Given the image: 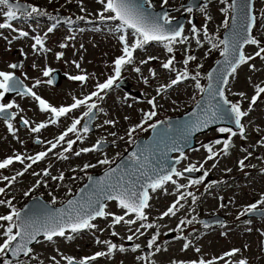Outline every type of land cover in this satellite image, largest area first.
<instances>
[{"label":"rangeland","instance_id":"obj_1","mask_svg":"<svg viewBox=\"0 0 264 264\" xmlns=\"http://www.w3.org/2000/svg\"><path fill=\"white\" fill-rule=\"evenodd\" d=\"M62 1L64 0L59 2H55L54 0H29L30 3L44 8L47 13H52L54 10L60 9L63 12L61 14L65 18H67L68 15L71 16V14L74 16L82 14L96 19L100 17L99 14L103 12V5L99 3L98 0H73L77 1V4H72L73 6L69 7L62 5ZM186 1L187 0H169L168 4L163 6L177 9V16L185 15V18L189 21L188 23L186 22L187 20L185 21V27H187L185 36L188 37V41L185 44L177 43L173 45L172 56L175 58L174 65L180 66V63L183 62L182 60L187 55H194L196 57V62L202 63L203 68H206L212 61L215 60L214 58L217 57L218 53L215 51L208 53L211 46H208L207 44L202 43L201 45H197L196 40L199 39L202 41L203 36L201 33L199 36H196L192 33L191 29L195 26L197 29L202 30L204 26L207 25L208 32L210 33L211 31V35L213 34L215 39L219 40V35L225 29L223 26L225 16L223 9L227 7L229 4L228 1L231 0H227V3L224 4H222L220 0H203L206 2V5H202L201 7L206 6V13L211 16V20H206L205 13L200 10L191 12L187 16L185 14L186 9L182 7ZM161 2L162 0H151L152 5L156 8L160 6ZM81 6L84 8V11H81ZM229 12L230 10L228 11V14ZM255 14L257 15V27L254 31V36L264 42V0L255 1ZM104 15L107 16L108 14L104 13ZM191 19L194 20L193 24L190 23ZM100 21L103 22L102 20ZM1 22H5L4 16H2ZM99 25L102 27L99 32L93 29V33H83L74 36V38L69 42L67 50H63L59 46V43L61 44L64 42V36L57 35L56 33L58 31H55V34L52 37L53 40H55V45H53L54 48H52L50 52L47 51L49 53H35L30 48L29 41L22 42L21 44L16 43L13 45H7L8 42L3 40V36L1 34L0 69H2V71H11L9 65L12 63H19V65L22 66L17 69V74H19L21 79H23L26 86L32 87L36 80L42 81L38 87L33 89L37 95L44 100H47V102L52 106L59 107L63 104L69 103L73 100V97L80 98L91 90L96 91V84L103 83L106 76L110 74L112 59L119 55V51L121 52L120 45H117L116 43L117 37L104 31L105 28L111 27V24L105 22ZM17 27V25L13 24V28L18 30ZM18 31H12L11 36L18 34ZM128 40L129 43H131L132 38L129 37ZM17 48L20 50L22 49V57L19 56V50ZM255 50V46L250 48L247 47L245 49V53L246 55H250L254 53ZM58 53H63L62 58L59 60L57 59ZM167 55L169 56V54ZM167 55L164 48L161 46L148 47L143 51L134 53L135 62H133L128 69L122 70L121 75L126 77V81L130 83L131 89L141 91L143 93L144 102L141 104H135L132 99L124 97L120 89H113L110 91L107 97L104 96V99L101 100L100 108L103 111L99 114L100 118L98 121L99 127L97 133H94L93 137H86V139H83L82 141L77 140V135L72 136V134L69 133V135L65 138V141L61 142V145H64L70 139L76 140L77 144L75 145L72 153L68 156L70 159L69 161H64L63 159H61L62 161H59L57 158V155L60 153L59 149H61L58 148L59 144L57 146L58 149L56 148L52 151L57 152V154L53 153L49 156L47 161L51 163L54 160H57L58 163L56 167L51 166V169L48 170L51 176H59L61 173L65 176L69 174V169H73V167H76L83 162H94L96 159L101 157L94 152L93 156H90L89 154H83L81 156L74 155L76 151L88 148L89 144L96 140L97 137L113 142V150L107 151L108 154L105 156L107 158L111 156L112 158H115L113 157L115 155L114 149L121 150L124 147L130 146L132 141L127 142L129 139L127 130L132 126L137 125V122L142 119L143 112L150 109V106L145 102L149 97H155L156 105L159 108L156 111L160 110L161 115L171 116L181 114L189 109L194 101V98L199 96L198 94L194 95L193 92L195 90V86L192 83L188 82L178 84L171 88H167L162 96H156L155 87L160 86L161 88L162 85H168L173 79L172 74L164 72L161 68L162 62L168 57ZM149 56L158 57L159 59L152 60L146 64L140 63ZM74 62L80 64L79 69L74 66ZM250 64L255 65V70H251L249 64L242 66L234 76L232 86L230 88L231 90L234 87V98H238V101L241 105H243L242 110L244 111H247L249 108L250 98L255 94V86L264 83V63L262 61H259V63L252 61ZM42 67H48L52 70H60L62 73L67 74V78L72 75L84 73L89 78L88 81L84 82V87H78L70 79H66L57 88H53L49 83H47V77H42ZM135 67H140L141 73L138 74L133 71ZM150 69L156 73L155 77L152 76L149 71ZM141 77L147 78L148 83L145 84ZM161 90L163 91V89ZM239 92H244L246 97L241 99L236 95V93ZM94 99L96 98L94 97L93 100ZM2 102L5 103V100ZM6 102H14L19 106V108H13V112L15 111L17 115V119L14 122L15 135H13L12 132L7 131V129H5L0 122V162L6 158L15 157L16 155L23 156L22 153H25V155L32 154V156H35L38 154L36 151H39L40 149H42L40 152L46 151L48 149V142L50 140L55 142L56 138L66 131L68 121L76 115V113L71 114L72 116H69V119L60 118L59 124H51L50 127V114L47 113L44 115L43 113H40L39 107L36 102H34L33 98H28L26 96H11L7 98ZM20 119L29 120L30 125L25 127V129H19L16 123ZM106 120L114 121V126L111 124H105L104 121ZM41 122L47 124L49 123V126L47 127L48 130H43L40 134L30 131V127H34V125ZM243 124L246 126V139L244 146H241L239 139L235 138V144L229 148L228 154L225 155L221 152L215 160H208V162H206L207 164L205 168L211 169L212 177L211 179L206 180V186L203 188L204 191L195 190L197 195L195 204L198 206L200 203H203L200 205L201 208H195L193 211L186 208L176 213L175 216L160 220L159 224L162 227V235L168 231L176 229L179 225V221H186L195 216L196 221L192 224H184L180 226L181 232L189 233V236L194 238L198 232L203 231L200 225V219L205 215L215 213L217 208H223L226 214L234 215L237 210L244 209L255 200L264 197V149L257 147L258 144L262 143L264 140V96L257 101L256 105L252 106V110L249 112V116ZM112 133H115V135H112ZM213 136V133L209 135L206 134L204 136L201 135L197 138V140L198 142L204 143L207 142V139L213 138ZM121 137H123V139H121ZM35 140H42V143H40V145H36L34 143ZM30 143L31 145H29ZM254 147L255 150L252 151L251 149ZM238 148H241V151H239ZM213 151L219 153L221 151V147L217 145L214 147ZM188 153L189 154L186 157V159L188 158V161L185 160V163L181 166L185 167L191 162L198 166L200 162L203 164L208 156L207 154V156L203 158L202 153L199 155L197 151ZM249 153H251V155H249ZM245 157H247V159H245ZM240 160H245V167H240ZM14 162H16V165L14 164L10 167L9 172L6 174H4V172L0 173V181L3 180V177L5 176L9 177L7 174L13 175L16 174L18 170H23V165L21 166L22 169H19V161L14 160ZM43 162L45 163L40 165L39 170L45 166L46 161L44 160ZM214 163L216 166L212 167ZM36 167L38 166L30 168V170L36 171ZM96 169L97 168H94V170ZM51 176L45 177L43 183L51 182ZM228 176H234L239 179L237 181H231L229 179V182H233L229 184L220 180V178L226 179ZM31 177L35 178L31 174L25 176V179L24 177H21L19 179L22 180V183H15L7 189L8 193L17 199L14 203L12 202V206L15 205L17 208H20L19 203L22 198H32L36 195H42L45 198L46 196L48 198H53L51 195H47L43 192L42 185L34 193L25 197L24 192L28 191L27 186L33 182ZM57 181L60 182L59 180ZM212 182L215 183L213 186H211ZM220 182H222L223 185H220ZM72 183V179H67L65 184L68 185L62 186L61 190L56 192L57 197H61L67 193V191L71 188L68 186ZM0 187L3 188L4 186L0 185ZM52 187H55V185H52ZM211 187H214L215 190L218 188V193L207 192V190ZM220 187L222 188L221 192ZM173 197L174 195L172 197L162 196L159 198L158 194L155 195L151 206V217L153 220L158 219L159 213L164 210L165 206L171 201V199H173ZM7 198L8 195L5 196L6 200ZM222 198H224V200H222ZM160 201L163 203L162 205H160ZM224 202H226L225 206L221 207V204L224 205ZM6 210L7 209L0 206V215H5ZM109 210H118L116 211L117 213L122 211L118 205L115 208L109 207ZM109 220L110 219L104 223H98L97 225H106ZM4 224L6 225V223ZM123 230L124 228L122 226L117 229L119 235ZM179 232L176 231V234L169 236V241L164 239V236H160L159 244L161 245L162 251L154 256L155 259L157 258V264H166L169 260H175L177 262L186 261L197 257L199 259H210L214 256H218L221 251H219L221 244H223L226 249L231 248V246L241 249V252L234 257L235 261L247 259L248 264H264L263 222L258 223L256 230L254 229L250 232L242 231L233 235L227 234L222 239L219 233L208 234V236L204 237L202 241L195 244V247H200L201 250L197 254H195L193 247L191 246H189L186 251H182V245L185 242L179 239L175 240V237L178 236ZM0 233H2V229H0ZM119 235L113 236V238L108 237L106 239H110V241L117 239L119 242H124V240L119 239ZM2 242L3 237L0 235V243ZM139 243H141V241ZM100 246L101 244H97L95 241L91 240L88 235L78 237L68 245L62 240H55L49 243L40 240L32 249L36 257L35 259H30V264H35L39 261H41L42 264H57V262L58 264H65L67 261L66 259L62 261L63 257L78 258L81 256H88L93 251L99 250ZM130 249L131 246H129L128 251L118 254L111 262L104 263L141 264V261L137 260L141 251L132 252ZM163 249H167V251H164ZM53 257H55V260L52 259ZM152 262L153 261L149 258L148 264H152ZM92 264H100V262L95 261Z\"/></svg>","mask_w":264,"mask_h":264},{"label":"snow or ice","instance_id":"obj_2","mask_svg":"<svg viewBox=\"0 0 264 264\" xmlns=\"http://www.w3.org/2000/svg\"><path fill=\"white\" fill-rule=\"evenodd\" d=\"M71 2V0H69ZM99 3L103 5V12L100 13V19L102 21H119L120 24L117 27L116 31L118 32H125L126 30H131L132 35L134 37V42L129 43V40L125 35H119L118 39L120 43L122 44V55L116 58L113 62V75H110L106 78V80L103 83H97L96 84V91L91 92L88 96L84 97L83 99H77L73 97V103L70 106H52L47 101L42 99L37 93L33 90L34 88L38 87L42 81L36 80V82L33 84L32 87H25L23 86L22 81H20L13 72L11 71H0V101H3L6 94L8 93H16L17 95L23 97V96H29L33 98L35 101L38 102L39 109L41 112L49 113V123L51 124H57L61 117L67 116L69 113H71L73 110L85 106L87 110L83 112L82 117L74 119L71 123V125L67 128L66 131H64L62 134H60L56 138V142L49 141L50 147L46 151H41L35 156H22V155H16L14 158L9 157L4 159L2 162H0V169H5L9 165L13 164L14 159L16 161H19L21 164H24L25 159L30 160L31 163H28L23 171L17 172L16 176H13L11 178L5 176L3 177L4 180H9L10 182H14L16 180L17 176L24 175V172H27L28 169L32 168L33 164H36L38 161L43 160L49 152H51L53 149H56L58 144L65 141V138L69 135V133H75L77 134V140H83V137L78 132V125L81 124V120L84 117H88L89 120L94 118V111L95 109H98V105L96 103H88V101L92 100L94 97L98 100H103L104 95H101V93L107 94L109 90L113 88V86L116 84L118 80L121 79V73L122 70L125 68L126 65H131L134 62V53L141 49L143 50L146 45H148L151 42H156L158 44L163 45L164 49L168 53L173 52V45L179 43V44H185L188 41V37L183 35L184 29L183 27H177L172 28L171 24L172 21L169 19V16L167 13H164L162 15L154 16L152 13L147 11V8H151V2L148 0L147 8L137 7L134 6L132 3V0H98ZM169 0H162V6L167 5ZM222 4L227 3V0H220ZM0 7L3 8V12L0 13L4 16L5 22H0V29H11L12 31H18L17 29L13 28L12 22L20 19L21 17L24 18H31L33 15H46V13H43L41 9L38 7L30 6V5H21L20 3L13 2V0H0ZM251 5L250 3L245 0L243 4H238V0H232V3L229 5V8L223 9L225 14L228 13L229 9L237 15H233L231 17L233 23L231 27H233V33L231 35L230 39H224V40H216L214 37L209 35L207 25L203 28V35L207 39L208 43L211 45V49H219L221 45H223V49L220 51V56L224 57V66L222 69L217 68L213 69L207 74L206 79L209 81L207 87H202L200 83V73L197 72L195 75L190 77L189 71L187 70V65L190 61H194L196 57L194 55H187L184 59L183 63L185 65V69L181 72H178L174 79L171 80V82L168 85H162L161 88L157 89V93L159 94L161 89H167L171 88L175 85L180 84L184 80H188L191 78L193 81H195V88L199 90L201 94H206L208 97H210L209 101V108L206 110L205 115L206 119H204L202 122H197L195 124V129L199 130L202 127H206L211 123H214L216 120L221 119L223 116H231L234 118V123L237 129H239V135L243 138L245 133V127L242 124V118L248 116L249 112L252 110V106L256 105L257 101L261 99L262 96H264V86L256 85L254 88L255 94L250 98V104L247 111L242 110L241 104L239 102H231L227 99L225 96V87L229 84V77H234L237 73V70L245 64H249L251 70H255V65L250 64V61L255 60L256 58H260L261 60H264V42L258 40L253 35V28L256 26L257 23V17L251 14L250 11ZM201 12L205 13V19L211 20V16L207 15L206 13V6L201 7L199 9ZM81 11H84V8L81 6ZM186 11L188 13H191L193 11L192 7H187ZM104 13H108L107 16L104 15ZM240 13H243V15H240ZM55 22L51 24L47 28V32L45 33V36H47L49 33H52L57 24L59 23L58 20H56L55 17H51ZM81 20L84 19V17H80ZM240 21L242 31L236 28L237 21ZM67 23L71 24L72 21L69 19ZM191 23V21H190ZM223 26L225 28L230 27L229 21L226 19L223 22ZM192 33L196 36H199L200 31L193 26L191 29ZM29 33L26 31L19 30L18 36L16 38H22V37H28ZM74 37L69 36L67 39L71 40ZM34 44L32 45L33 51H43L47 52L50 51V49H47L45 47V41L40 36H34ZM197 45H201V41L199 39L196 40ZM245 45H253L256 47V51L254 55H245L243 48ZM61 48H65L68 45L65 43H61L59 45ZM210 49V51H211ZM63 56V53L57 54V59H61ZM158 57L149 56L147 59L142 60L141 64H146L152 60H157ZM174 57L169 58L166 60V62L162 63V67L168 71L174 70ZM75 63V62H74ZM219 63V62H218ZM22 65H19L17 63H12L9 65L10 69H17L21 67ZM35 67V65H34ZM76 68H80V64H75ZM52 69H45L43 71L44 77H49L50 73L52 72ZM136 73H141L140 67H135L133 69ZM153 77H155L156 73L149 70ZM87 75H75V76H69L68 79L73 81H80V82H86L88 80ZM145 84L148 83L147 78L141 77ZM47 83L52 84L53 80L49 79L47 80ZM118 86V85H117ZM237 96H239L241 99H244L246 97V94L244 92L236 93ZM217 103L215 105L211 104V100L217 99ZM149 105L152 107V111L145 112L143 114V121L142 123L130 128L128 130V135L131 136L133 132H135L138 128L142 129L144 124H147L149 121H151L156 116V102L155 97L152 99H149L147 101ZM225 105H227V109H225ZM131 106V105H129ZM200 106V102L197 101V107ZM19 108L17 104L14 102L9 103H0V116H3L6 121H9L11 119H15L16 113H10V110L13 108ZM99 111H103L102 109H98ZM127 119V118H126ZM21 122L27 127L30 125L29 120L22 119ZM105 124H111L114 126L115 122L111 120L104 121ZM48 126L47 123L41 122L37 124L35 127H30V131L33 133H39L42 129L46 128ZM9 132H12L13 135H15V131L13 129V125L9 122L7 124ZM150 127L155 131L158 127L156 123H153L150 125ZM83 133H88L90 131V128L88 124H85L82 129ZM220 133H230L231 136H236L237 132L233 131L231 128L221 127L218 129ZM112 135H115V133H112ZM123 139V137H121ZM36 143H42L40 140H37ZM76 143V140H68L67 146L64 148V152H71L73 150V145ZM216 144H220L221 141L217 140L215 141ZM101 144L97 143L91 148H83L80 151H76L74 153L75 156H80L81 153H89L97 151L101 148ZM231 146L230 140L223 141V147L221 149V152L223 154H228V150ZM208 152L207 159L205 163L208 160H215V158L220 155L218 152H214L213 148L209 145H204ZM246 151V150H245ZM136 153H132V158H136ZM251 155V153H249ZM60 159H68L67 156L60 154ZM181 159H183V155L181 156ZM247 159V157H245ZM179 162V161H177ZM100 164H110V161L105 158L101 161H99ZM239 165L241 168L245 167V160H240ZM215 163L212 165V167H215ZM90 167H95V165L91 164H85L81 171H84ZM143 167V165H141ZM203 168V164H201L199 167H197L195 164L190 165L184 169V172L192 173V172H198ZM75 171V169H73ZM117 169H109L105 172V177L110 180V178L116 173ZM230 171V170H229ZM169 172L171 174H164V175H158L156 177H148L149 183L146 185H141L142 191H137L135 188L132 187H125L122 184V178L121 181H118L117 183H107L105 185V181H98L97 187L98 191L101 193L100 196H97L95 200H93L91 197L84 203H79L75 200H70L68 202V211H61L57 216H51L49 217L43 224L41 225H35L33 222L30 221H23L21 219V213L16 210L14 207H12V202L10 200H0V205H7L9 208H11V211L7 215H0V221L7 222L5 224H0V229H2V235L3 242L0 243V259L3 260V264H14L13 260L6 259L5 257L9 256V254L16 258V262L18 264L19 258L21 255L23 256H30L32 253V249L28 246L33 241L37 239L38 236H43V238L49 242L53 241L55 237H63L67 240L73 239L72 235H67L66 232H71L73 234L79 233L83 230H94L97 229V225L93 223L97 218H105L107 219L109 216L112 219V224L109 225V227L114 228L115 225H120L123 223L124 225L129 226V231L132 233L127 236V241H133L134 239H138L140 236L144 235V233L141 231L143 228L153 229L156 227L155 224L148 223L144 224L143 221H146L148 219L145 210L150 207L149 200V189H151L152 192L157 191L158 189H163L164 185L167 184L169 181L176 186L177 191H179L181 188L191 187L192 185H198L202 183V179H195L190 180L188 185H181L176 182V180L173 179V175L176 177H182L183 173L177 171L175 168L169 169ZM34 175H40V173H33ZM144 175H147L144 173ZM43 176L49 177L51 176L50 172L48 170L43 171ZM203 176L207 177L208 172L204 171ZM52 180H64V175L61 173L59 176H51ZM89 180H92V177H89ZM37 187L40 186V182L38 181L36 184ZM5 189L0 187V194H4ZM27 195V193H25ZM186 197H191L192 202H196V197L192 192L182 193L179 195V197L176 199V201L171 204L170 207L161 215L160 219H163L164 217L169 216H175L179 207H183V204H181V201L185 200ZM106 198L107 200L116 201L118 204V207L124 210L123 215H115L113 213L107 212L106 205L104 203H101V199ZM78 205V206H77ZM225 205L221 204V207H224ZM264 197H261V199L257 203H252L248 206H246L237 216V219H239L241 216L250 215L257 213L258 211L264 213ZM134 214V219H126V216H130ZM137 221H141L138 228L133 230L131 228L132 225H135ZM194 221H196V217L193 216L191 219L188 220H181L180 224L177 226L176 229H173V231H181V225L184 224H192ZM247 223H250V221H247ZM207 226V225H206ZM15 229V231H14ZM100 231H103V229H100ZM112 236H118L119 233L116 231H112ZM160 235L159 232H155L151 239L147 241V248L149 250H152L154 245L157 243L158 236ZM177 239H185L182 236H178ZM97 244H105L107 246V251H99L95 253L91 257L83 258L79 261H75L71 257H64L66 259L67 264H91V261H96L99 257L104 256H112L115 252L124 253L128 251L124 246L117 245L113 243L110 240L101 241L99 238L96 239ZM190 246V241H186L183 244L182 251H186ZM139 244H134L131 247L132 252H137L140 249ZM164 251H167V249H163ZM162 249L160 247H156L154 250L153 255L156 253L161 252ZM195 251L199 253L201 250L200 248H196ZM241 252V249L234 248L231 251L226 252L223 256H220L218 258L212 259V260H204L200 259L199 261L193 260L189 262V264H217V260H225V264H231V262L227 261V257H235L237 254ZM35 259V257H32ZM55 260V257L52 258ZM137 259L142 261H147L149 259L148 255L138 257ZM42 264V262H41ZM58 264V262H57ZM152 264H155L153 261ZM172 264H184L183 261L177 262L175 260L172 261ZM236 264H248L247 259H240L236 262Z\"/></svg>","mask_w":264,"mask_h":264},{"label":"water","instance_id":"obj_3","mask_svg":"<svg viewBox=\"0 0 264 264\" xmlns=\"http://www.w3.org/2000/svg\"><path fill=\"white\" fill-rule=\"evenodd\" d=\"M245 0H242V3H244ZM248 3H250L251 5V8H250V11L252 12V1L251 0H247ZM240 15H243V13H240ZM181 27V25L179 24L177 27ZM236 28L241 30L242 31V28H241V24H240V21L238 20L237 23H236ZM233 33V27L230 28L226 34H224L222 36V39H230L231 38V35ZM224 66V57L219 61V63L217 64L216 68H220L222 69ZM207 95L204 94L202 99L199 101L200 102V106L197 107V105L192 108L191 110H189L187 113H185L183 116H182V121H178V123L180 124L181 126V129H183L184 131H186L187 133H190L188 135V139L186 141H183L181 145H183V147L177 149V151H180V152H183L186 148H190L192 147L193 145V137L197 134V133H201L203 131H206V130H209V128H204V129H200V130H195V124L197 122H202V118L201 117H206L205 115V112L206 110L209 108V101H210V97H206ZM219 98L215 99V100H211V104L212 105H215L217 103V100ZM203 105V106H202ZM207 105V106H206ZM225 109H227V105L224 106ZM207 108V109H206ZM203 109V110H202ZM199 115V116H198ZM200 117V118H199ZM223 117H227L226 120H221V122L223 123V126H228V125H232L234 126V119L231 117V116H223ZM201 119V120H200ZM233 120V121H232ZM194 122V123H192ZM196 122V123H195ZM231 122V123H230ZM171 123V121H163L162 123H160L158 125V127H161L163 126L162 128H157L155 131H163V134L164 135H168L169 133L167 132H171L170 129H168V125ZM216 124V123H215ZM213 125V126H216V125ZM161 125V126H160ZM185 125V126H184ZM217 125H222L221 123H217ZM166 129V130H164ZM169 130V131H168ZM194 130V131H193ZM152 130V132H155ZM166 133V134H165ZM170 138L172 137L171 134L169 135ZM171 147V146H170ZM176 150H172V151H167V150H163L160 152L159 154V162L157 163V165L154 166V168L152 167V169L155 171V172H159L160 169L161 171L164 170L165 168L168 169H171V168H174V165H175V161H172L171 160V154L173 152H175ZM171 153V154H170ZM169 161V162H168ZM120 162V161H119ZM167 164V165H166ZM115 169H117L116 173H119V175L117 176L116 173L110 178L113 183H117L119 181V177L121 176V173L122 174H128L129 171H128V168L127 167H124V166H121L119 165V163H117L115 166H114ZM121 169L123 170L121 172ZM126 169V170H125ZM158 169V170H157ZM126 172V173H125ZM137 173V174H135ZM135 176L138 178V176H141L139 172H135ZM170 173V172H169ZM101 177H105V173L101 175ZM106 178V177H105ZM61 212V210L58 212V214ZM32 222V221H30ZM40 237V236H38ZM37 237V238H38ZM37 240V239H36ZM33 241L31 244H29L28 246L31 247L35 242ZM23 255H21L22 257ZM20 257V258H21ZM24 257V256H23ZM7 258L9 259H13L14 257H12L10 254L9 256H7ZM16 259V258H14Z\"/></svg>","mask_w":264,"mask_h":264},{"label":"flooded vegetation","instance_id":"obj_4","mask_svg":"<svg viewBox=\"0 0 264 264\" xmlns=\"http://www.w3.org/2000/svg\"><path fill=\"white\" fill-rule=\"evenodd\" d=\"M60 25L61 24H64V22H62L60 20ZM218 137L221 138L222 141H225V140H230L232 143H234V138H238L239 141H240V144L241 146L243 145V141L240 139V135H239V132H237V135L236 136H231L230 133H220L218 134ZM223 144V143H222ZM239 150V148H238ZM253 150V148H252ZM209 179H211V177H207ZM239 178H232L230 180H233V181H237ZM203 182L198 184L196 186V190H200V191H204V187L206 186L205 182L206 180H202ZM223 185V183L221 184ZM211 186H213V184H211ZM222 189H220V192H221ZM224 200V198L222 199ZM200 201V200H199ZM203 203H200L199 205H201ZM226 204V202H224V205ZM250 205V204H249ZM195 205H191V207H194ZM243 209H239L237 210L234 215H229V214H226L224 211L223 208L221 209H218L217 208V211L215 213H212L210 215H205L203 218L205 217H210V216H213V215H216L219 217V220L221 221L220 224L218 226H211V227H205V226H201L202 230L204 231V233H219L220 234V237L221 239L226 236L227 234H230V235H233L239 231H242V230H248L250 229L251 227H253L255 230L256 228L258 227V223L260 222H264V217L263 218H257L255 215L257 214H262L260 211H258L257 213L255 214H250V215H245V216H241L239 219H237V216L238 214L242 211ZM247 221H250V223H247ZM231 248H233L231 246ZM230 248L226 249L224 247L223 244H221L220 246V253L218 254L219 257L220 256H223L226 252L230 251L229 250ZM145 253L147 254L148 253V250L145 251ZM157 254V253H156ZM142 256V255H141ZM149 258L156 262L157 264V258L155 259L154 256L155 255H148ZM152 256V257H151ZM149 260V259H148ZM227 261L231 262V264H235V261L234 260V257H227L226 258ZM172 261L173 260H169V262H167L166 264H172ZM179 262V261H178ZM148 264V263H147ZM221 264H225V260H221Z\"/></svg>","mask_w":264,"mask_h":264},{"label":"trees","instance_id":"obj_5","mask_svg":"<svg viewBox=\"0 0 264 264\" xmlns=\"http://www.w3.org/2000/svg\"><path fill=\"white\" fill-rule=\"evenodd\" d=\"M14 264H17V262H16V263H14Z\"/></svg>","mask_w":264,"mask_h":264}]
</instances>
